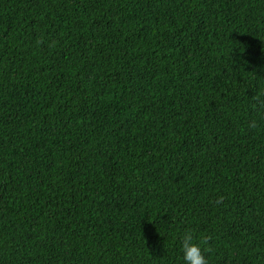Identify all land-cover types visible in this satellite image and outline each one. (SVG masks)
<instances>
[{
  "label": "trees",
  "instance_id": "trees-1",
  "mask_svg": "<svg viewBox=\"0 0 264 264\" xmlns=\"http://www.w3.org/2000/svg\"><path fill=\"white\" fill-rule=\"evenodd\" d=\"M257 84L264 0H0V264H264Z\"/></svg>",
  "mask_w": 264,
  "mask_h": 264
},
{
  "label": "clouds",
  "instance_id": "clouds-1",
  "mask_svg": "<svg viewBox=\"0 0 264 264\" xmlns=\"http://www.w3.org/2000/svg\"><path fill=\"white\" fill-rule=\"evenodd\" d=\"M45 43L44 37H40L36 40V44L41 46ZM55 41H52L48 46L53 47ZM246 83V82H245ZM251 108L254 112L264 113V87L257 84L254 91V95L251 96ZM249 127L258 126V122L255 119L249 120ZM223 197H220V201ZM181 251L183 253L184 264H209V260L205 253L212 251L211 247H201V245H210L211 241L202 237L199 242L195 239L194 230L187 228L184 230L180 237Z\"/></svg>",
  "mask_w": 264,
  "mask_h": 264
}]
</instances>
